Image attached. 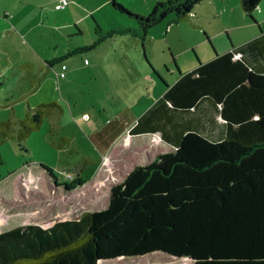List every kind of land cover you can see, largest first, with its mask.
I'll return each instance as SVG.
<instances>
[{
  "label": "trees",
  "instance_id": "16d2710c",
  "mask_svg": "<svg viewBox=\"0 0 264 264\" xmlns=\"http://www.w3.org/2000/svg\"><path fill=\"white\" fill-rule=\"evenodd\" d=\"M200 1L156 0L140 14L108 0L136 21L135 27L122 31L141 39L170 12L174 21L187 19ZM259 1L239 0L253 22ZM99 31L85 48L98 42ZM257 59L264 62V33L236 47L230 42L229 50L165 84L161 99L171 106L189 108L202 97L213 103L225 124L221 138L186 130L172 150L132 166L112 183L104 208L56 219L45 227L27 223L0 231V264H97L153 251L190 256L193 264H264V63ZM54 105L38 102L19 119L20 148ZM3 123L0 120L4 138ZM96 164L82 162L79 171L87 169L85 177H72L65 189L87 181ZM44 168L53 176L51 168Z\"/></svg>",
  "mask_w": 264,
  "mask_h": 264
},
{
  "label": "rangeland",
  "instance_id": "374dc122",
  "mask_svg": "<svg viewBox=\"0 0 264 264\" xmlns=\"http://www.w3.org/2000/svg\"><path fill=\"white\" fill-rule=\"evenodd\" d=\"M117 1L146 14L156 0ZM212 1L197 3L184 20L174 21V14L168 13L143 39L122 31L135 27L136 21L107 3L96 12L102 23L101 36L85 48L98 35L90 28L92 18L72 22L65 10L54 8L55 0H0V120L6 133L0 137V193L23 208L18 213L20 219L11 225L48 226L80 210L106 206L109 182L115 177L96 187L90 183L67 190L64 183L70 184L76 175L85 177L87 169L82 172L77 167L82 166L84 157L96 158L94 128L124 107H128V115L129 109L138 114L141 105L144 108L151 101L152 83L147 81L151 77L143 54L162 78L170 80L177 73L175 63L181 67L212 54L214 48L230 46V32L224 28L227 19L217 14L223 5L214 6ZM257 9H253L254 15L259 13ZM242 14L234 12L232 22H242ZM78 28L82 32L78 33ZM233 45H237L235 40ZM244 53L250 57L248 49ZM41 57L54 59L53 67L46 68ZM159 79L156 84L161 87ZM41 100L55 101V105L43 113L40 125L21 141L24 147L20 148L16 135L19 119ZM99 160V164L106 163L104 156ZM10 213L15 220L17 213ZM150 260L155 264H193L187 257L176 258L162 251L101 261L143 264Z\"/></svg>",
  "mask_w": 264,
  "mask_h": 264
},
{
  "label": "crops",
  "instance_id": "0c3cea01",
  "mask_svg": "<svg viewBox=\"0 0 264 264\" xmlns=\"http://www.w3.org/2000/svg\"><path fill=\"white\" fill-rule=\"evenodd\" d=\"M68 1L69 2L65 7L54 8L57 10H65V12L71 16L72 22H76L77 24L82 20L90 17V20L93 19V22H91L92 26H90V24H83V27H92L95 31V34L96 29L100 30L102 28L101 20L96 16V12H98L101 7H106V4L109 3L108 0H94V3H90L91 0ZM230 1L233 3H229ZM56 2L57 0H55L54 4ZM212 2L214 3V6L219 4L223 5L222 9H219V11H217V14L219 17L221 15V17L227 19V25H224V28H226L230 32V35L228 36L230 38L231 44H233V40H235L237 45H233L234 47L248 42L261 33H264L263 0H260L258 5L255 7L258 8L257 12L259 13H257V15H254L252 13L256 19V22H253L249 19L244 20L246 16L244 14L245 16H242L244 18L240 23L232 22L234 12H236L239 16L243 15L242 13H244L240 7L239 0H214ZM125 7H127V5H125ZM113 10L115 9L113 8ZM132 12L138 13V11L134 10ZM260 13L261 15H259ZM80 32L82 31L78 28V33ZM241 33L244 34L243 37H241ZM97 36L98 35H96L91 43L94 42ZM229 49L230 46H223L221 47V49L214 48L212 54H206L202 56L203 58L197 57V55L195 61L191 60L190 63L189 60L185 62V65L182 64L181 67L179 66L180 63L179 65L177 63L175 65L177 68V73L170 80L162 78L163 76L159 75L158 72L155 71L149 60H147L145 54H143L144 60L149 64L148 65L146 62H143L144 64L146 63L144 66L150 72L149 76L151 78H149L150 81H147L150 84L152 83L151 87L153 97L152 95L151 97H149L151 101L147 103L144 108L141 105L140 108L142 109L138 114L134 113L132 109H129L130 113L128 115V113L126 112V110H128V107H124L122 110L118 111L115 116L105 118L104 122L101 125H98L93 129V143L97 150V156L94 161L96 160L97 164L90 178L79 186H87L90 183H92L94 187L104 184L106 185L108 183V180L110 181V179H113V177H115L114 179L116 180L109 182L110 185L116 181L121 180L123 175L126 174L132 168V166L148 162L149 160L153 159L158 152L172 150L177 142L178 135L185 132L186 130H195L211 140H217L221 138L225 131V124L223 123L222 118L219 115L217 107L213 103L202 97L195 103L194 106H191L189 108H181L169 105V103H166L161 99V96L165 90V84H171L172 82H174L180 73L182 74L193 69L199 62H204L212 58L215 53H222ZM40 59L44 61V63L46 64V68L50 69L53 67L54 59L50 60L51 58L45 57H41ZM257 60L260 65L264 63L261 59ZM158 79L161 82V87H158L156 84ZM3 105L6 106V103ZM53 107L54 106L49 107L46 112H48ZM158 136L160 138L159 141L155 140V138ZM103 156L106 159V163H103L105 166L103 164H99V159L103 158ZM132 157L135 158L133 159ZM87 159H89V157H84L81 161V164ZM81 167L82 166L77 167V169H80ZM113 171H115L117 174H114ZM10 200L11 199L9 197L5 198V196L1 195L0 193V231L13 227L15 225L27 224H19L18 222H16L14 225H11L12 221H17L20 219V216H18L20 214L18 213L20 212L19 210L23 208L19 205L13 204ZM81 201L83 200H79V203ZM82 203L84 202H81L80 204ZM84 210L87 209L80 210L78 213L73 214V217L71 218L78 217ZM10 212L15 214L17 213V216H15V220H13V218L9 216V214H11ZM72 213L73 211L71 212V214ZM53 222L54 221H52L51 223ZM103 262L104 261L98 260L97 264H102ZM146 263L155 264V262L151 260L143 264ZM120 264L128 263L122 262Z\"/></svg>",
  "mask_w": 264,
  "mask_h": 264
},
{
  "label": "built area",
  "instance_id": "2783aa9c",
  "mask_svg": "<svg viewBox=\"0 0 264 264\" xmlns=\"http://www.w3.org/2000/svg\"><path fill=\"white\" fill-rule=\"evenodd\" d=\"M68 0H57V2L54 4L55 8H63L67 5ZM240 55V53L235 54V56ZM64 64H62L63 66ZM159 137V136H158Z\"/></svg>",
  "mask_w": 264,
  "mask_h": 264
},
{
  "label": "water",
  "instance_id": "95a60500",
  "mask_svg": "<svg viewBox=\"0 0 264 264\" xmlns=\"http://www.w3.org/2000/svg\"><path fill=\"white\" fill-rule=\"evenodd\" d=\"M187 258H189L190 260H192L190 256H187Z\"/></svg>",
  "mask_w": 264,
  "mask_h": 264
}]
</instances>
